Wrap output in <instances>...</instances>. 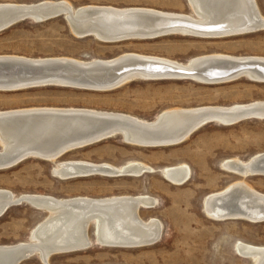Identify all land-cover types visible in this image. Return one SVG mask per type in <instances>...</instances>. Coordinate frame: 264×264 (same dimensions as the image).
Returning <instances> with one entry per match:
<instances>
[{"label": "rangeland", "instance_id": "obj_1", "mask_svg": "<svg viewBox=\"0 0 264 264\" xmlns=\"http://www.w3.org/2000/svg\"><path fill=\"white\" fill-rule=\"evenodd\" d=\"M60 0H0L3 3L34 4ZM75 8L87 5L116 8L142 7L192 14L188 0H66ZM264 15V0H257ZM124 53L158 56L181 63L202 55L221 53L264 57V30L220 39L181 35L149 40L106 43L94 36L77 37L65 16L45 22L26 20L0 32V55L31 59L70 57L85 61L109 60ZM264 101V83L240 78L230 83L206 85L190 80H135L112 91H92L63 86H45L21 91H0V111L32 107L86 108L118 112L153 121L166 109L202 106H232ZM1 149V147H0ZM264 153V120L251 119L233 125L208 124L185 142L169 147H139L120 136L77 149L61 161L84 160L122 166L140 161L153 172L141 176L93 175L63 180L54 175L56 163L30 158L0 170V189L24 194L105 198L147 195L157 201L141 210L145 220L162 224V239L142 248H112L96 244V226L89 234L94 244L84 251L57 254L51 264H252L236 251L244 242L264 246V222L216 221L204 211V199L238 181L240 177L221 167L230 158L248 160ZM186 164L191 175L184 185H174L164 176L168 167ZM247 181L264 193V176ZM47 214L30 205H17L0 218V245L30 242L33 231ZM21 264H43L32 257Z\"/></svg>", "mask_w": 264, "mask_h": 264}, {"label": "bare ground", "instance_id": "obj_2", "mask_svg": "<svg viewBox=\"0 0 264 264\" xmlns=\"http://www.w3.org/2000/svg\"><path fill=\"white\" fill-rule=\"evenodd\" d=\"M188 2L192 14L142 7L87 5L75 8L66 0L34 4L3 3L0 4V19L19 10L40 9L42 12L55 10L66 12L68 15L70 11L76 13L83 9L75 21L78 31H90L93 33L92 36L106 43L149 40L171 35L220 39L264 30V15L257 0H188ZM154 34L164 35L151 37ZM75 36L82 38L80 35ZM49 60L71 61L87 66L92 63L125 61V67L116 69L117 73L105 81V85H100L101 88H97L96 85V88L73 87L92 91H112L135 80H190L206 85H217L246 78L264 83V57L261 56L214 53L181 63L138 53H124L109 60L91 61L70 57L31 59L16 55H0V62L37 63ZM124 68L127 71L122 72ZM106 74L107 72L98 68L89 70V75L93 77L104 76V79ZM2 80L4 82L6 79ZM37 82L3 83L0 84V91L14 92L35 87L63 86L59 83L36 84ZM246 115L261 116L246 120H264V101L232 106L171 108L162 111L153 121L124 113L86 108L32 107L0 111V170L15 167L30 158H37L56 163L54 175L63 180L93 175L137 177L146 172H153L154 169L140 161L116 166L84 160L61 161L57 160V157L107 139L122 137V134L116 135V130L122 131L127 138L139 134L144 136L147 133V129L135 126L105 127L102 117L129 121L153 129L149 132L155 135L150 139L153 146L123 140L127 144L139 147H169L189 139L195 133L189 135V131L201 122L210 121L206 125L212 123L227 125L223 123L239 120ZM105 136L108 137L96 142ZM221 167L240 178L204 199L205 214L216 221L264 222V193L247 181L248 177L264 176V153L248 160L226 159ZM190 175V167L186 164L168 167L164 171L168 181L179 186L184 185ZM12 203L30 205L45 212L47 217L33 231L29 243L0 245V264H17V259L26 255L30 258L38 257L43 264H51L50 259L54 255L88 250L94 244L89 234L92 225L96 226L95 242L102 247L142 248L154 245L162 239L161 222L157 219L145 220L141 216L143 208L149 209L157 205L156 199L147 195L60 199L34 194L16 196L11 191L0 189V214ZM235 248L239 255L250 259L252 264H264V246L239 242Z\"/></svg>", "mask_w": 264, "mask_h": 264}, {"label": "water", "instance_id": "obj_3", "mask_svg": "<svg viewBox=\"0 0 264 264\" xmlns=\"http://www.w3.org/2000/svg\"><path fill=\"white\" fill-rule=\"evenodd\" d=\"M2 8H11V7H2ZM83 9L78 10L76 13H73L72 11L69 12L67 15L66 12H59L55 10H51L48 12H42L40 9L36 10H19L18 12H15L11 15H8L2 19H0V32H3L10 27L26 21V20H32L34 22H45L49 21L51 19L60 17V16H65L70 29L75 35H80L82 37H87V36H92V32L84 30L79 32L75 21L80 13V11ZM78 26V25H77ZM258 29V28H257ZM261 29V28H260ZM164 34H154L151 37H158ZM122 39V38H121ZM110 41V40H106ZM126 63L123 60H118L115 61L114 63H92L90 65H81L78 63H74L71 61H60V60H49V61H42V62H37V63H31V62H21V63H11V62H5L1 61L0 62V75L2 76V79H6L4 82L3 80L0 79V84H7V83H13V82H19V81H25V82H32V81H38L36 84H43V83H59L63 84L65 87H93L96 88H101L100 85H105V81L111 79L110 77H113L115 73H117L116 69L118 68H123L125 67ZM95 68H98L100 70H104L107 72L106 78L103 79V77H93L89 75V70H93ZM119 69V70H120ZM125 68L122 70V72H125ZM113 73V74H112ZM183 73V72H180ZM11 81V82H10ZM44 81V82H41ZM108 83V82H106ZM92 85V86H89ZM96 85V86H95ZM223 113H219V115H222ZM256 118H261L258 116H253ZM251 115H246L241 117L239 120H229V122H224L223 124L227 125H233L239 122H242L246 119L253 118ZM104 119V124L103 126L105 127H122L123 125H128V126H135L137 128H145L147 129V133L143 136V134H139L138 136H130L127 138L122 131L116 130V135H121L122 140L126 142H132V143H141V144H148L149 146H153V143H150V139L154 138L155 135L149 134L153 129L150 127H145L143 125H137L129 121H123L115 118H109V117H102ZM210 121H205L201 122L198 126L193 128L192 130L189 131V135H192L194 132H196L198 129L202 128L205 126L207 123ZM119 124V125H118ZM112 135V134H111ZM108 135V136H111ZM114 135V134H113ZM105 136L104 138H99L98 141H102L103 139H106ZM102 137V136H101ZM146 137V138H145ZM138 141V142H137ZM63 154L59 155L57 158H61ZM23 202H20V204ZM17 204L12 203L9 204L4 211L0 214V217L4 215L10 208L16 206ZM30 258V256H21L20 258L17 259V264H21L25 260Z\"/></svg>", "mask_w": 264, "mask_h": 264}]
</instances>
